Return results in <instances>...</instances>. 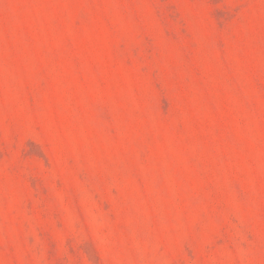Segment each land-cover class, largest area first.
I'll list each match as a JSON object with an SVG mask.
<instances>
[{
    "label": "rangeland",
    "instance_id": "rangeland-1",
    "mask_svg": "<svg viewBox=\"0 0 264 264\" xmlns=\"http://www.w3.org/2000/svg\"><path fill=\"white\" fill-rule=\"evenodd\" d=\"M0 264H264V0H0Z\"/></svg>",
    "mask_w": 264,
    "mask_h": 264
}]
</instances>
